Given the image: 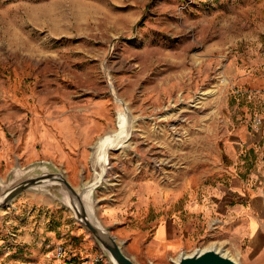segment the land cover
<instances>
[{"label":"rangeland","instance_id":"374dc122","mask_svg":"<svg viewBox=\"0 0 264 264\" xmlns=\"http://www.w3.org/2000/svg\"><path fill=\"white\" fill-rule=\"evenodd\" d=\"M118 112L103 223L142 264L218 247L202 213L264 198V0H0L5 183L43 159L80 190ZM0 264L110 263L71 209L28 189L0 208Z\"/></svg>","mask_w":264,"mask_h":264},{"label":"water","instance_id":"95a60500","mask_svg":"<svg viewBox=\"0 0 264 264\" xmlns=\"http://www.w3.org/2000/svg\"><path fill=\"white\" fill-rule=\"evenodd\" d=\"M98 141V140H97ZM125 144V143H124ZM97 142L92 147L91 163L96 175L80 190L69 181L66 173L52 161L37 160L26 167L16 166L9 176L8 183L0 178V208L6 206L16 195L28 189L43 191L54 201L68 207L74 218L81 223L94 238L110 264H142L125 249V242L120 241L112 232V226L103 223L97 214L95 191L103 186L109 169V163L103 164L97 153ZM115 147V146H114ZM112 147V148H114ZM118 147V146H117ZM121 147V146H119ZM107 149L108 154L109 150ZM98 168V170H97ZM17 175V178L12 179ZM173 264H241L214 247L196 249L192 253L180 252Z\"/></svg>","mask_w":264,"mask_h":264},{"label":"crops","instance_id":"0c3cea01","mask_svg":"<svg viewBox=\"0 0 264 264\" xmlns=\"http://www.w3.org/2000/svg\"><path fill=\"white\" fill-rule=\"evenodd\" d=\"M44 134L49 136L46 132ZM262 211H264L262 190H259L255 198L249 203L237 205L222 203L216 208H208L207 211L202 213V218L207 223V229L212 228L211 223L213 219L217 218L221 223L216 227L215 234H226V237L213 240L212 245L217 244L218 247L224 249L241 264H262L264 262V255H262L264 254V219L262 218ZM252 219H255L258 228L255 243L252 242ZM207 229H205V226L203 227L205 234H207ZM165 231L167 236H171L169 235L171 234L170 228ZM163 238L164 236L161 238L156 235L151 246L162 247L163 252H165L164 244L166 242L162 240ZM165 246L171 247V243L168 242V245L165 244ZM168 253L169 251H167V255H169ZM170 261L173 263V258L161 259L162 264L170 263Z\"/></svg>","mask_w":264,"mask_h":264},{"label":"bare ground","instance_id":"6f19581e","mask_svg":"<svg viewBox=\"0 0 264 264\" xmlns=\"http://www.w3.org/2000/svg\"><path fill=\"white\" fill-rule=\"evenodd\" d=\"M125 117L122 112H118L117 114V129L113 132H109L101 137L98 138L97 141V153L99 154V160L102 161V163L105 165L107 163L110 164V158L107 149L112 148L114 146H123L124 145V122ZM95 145V144H94ZM109 170H106L108 172ZM218 250H221L224 252L222 248H218L216 246H211ZM209 248V247H206ZM205 249V248H203ZM227 253V252H224ZM232 257V256H231ZM235 259V258H234ZM237 260V259H236Z\"/></svg>","mask_w":264,"mask_h":264},{"label":"built area","instance_id":"2783aa9c","mask_svg":"<svg viewBox=\"0 0 264 264\" xmlns=\"http://www.w3.org/2000/svg\"><path fill=\"white\" fill-rule=\"evenodd\" d=\"M56 254L57 256H62L63 255V248L62 247H57L56 249Z\"/></svg>","mask_w":264,"mask_h":264}]
</instances>
